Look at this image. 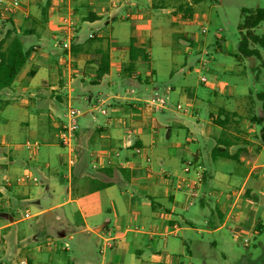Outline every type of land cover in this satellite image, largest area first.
I'll use <instances>...</instances> for the list:
<instances>
[{
	"label": "crops",
	"instance_id": "0c3cea01",
	"mask_svg": "<svg viewBox=\"0 0 264 264\" xmlns=\"http://www.w3.org/2000/svg\"><path fill=\"white\" fill-rule=\"evenodd\" d=\"M157 9L156 0H0V40L11 32L4 30L9 25L30 51L11 88L0 92V264H185L181 258L191 253L193 240L188 233L197 229L191 208L205 209L207 165L216 166L224 156L238 155L248 175L237 197L217 201L219 210L211 215L237 225L253 212L263 222V212L246 207L253 200L241 198L244 190L254 198L261 184L264 173H256L264 169L258 163L263 145L254 151L217 139L226 124H216L214 114L204 127L181 119L166 103L159 110L145 105L157 74L154 32L163 29L154 25ZM170 22L180 21L171 16ZM68 24L74 30L70 52L63 48ZM132 39L150 63L139 60L128 74ZM103 54L109 73L99 80ZM172 91L156 93L168 100ZM73 104L81 115L71 153L59 133ZM244 105L248 101L218 114L237 119L247 112ZM180 127L187 130L185 140L172 141ZM36 142L39 147H29ZM117 186L121 191L115 194ZM209 191L217 194L213 186ZM22 203L35 213L17 219ZM32 218L34 223L25 224ZM133 220L158 230L130 235L144 234L123 228ZM57 237L68 238L65 248ZM155 237H164L162 245Z\"/></svg>",
	"mask_w": 264,
	"mask_h": 264
},
{
	"label": "rangeland",
	"instance_id": "374dc122",
	"mask_svg": "<svg viewBox=\"0 0 264 264\" xmlns=\"http://www.w3.org/2000/svg\"><path fill=\"white\" fill-rule=\"evenodd\" d=\"M156 3L158 9L152 11L155 15L154 25L160 24L163 29L160 34L156 33L157 30L154 32L152 47L157 74L154 83L148 86L157 89L150 88L145 99L154 96L156 92L163 94L167 87H171L173 91L168 95L166 107L173 109L181 119L200 123L204 127H208L212 114L214 122L219 125L221 116L218 111L236 110L241 107V102L248 101V106L244 105L247 112L241 113L237 119L230 117L228 124L219 134L216 133L215 137L231 145H249L254 151H259L258 145H263L260 138L261 127L254 117L264 116L258 98V94L264 91V50L258 45L255 46L261 51L260 59L253 57L239 62L236 56L241 39L239 25L242 12L264 8V0H156ZM168 9L174 11L167 14ZM172 14L182 26L178 25L179 23L171 24L170 18L174 17ZM4 30L13 33V28L9 25H6ZM255 32L257 35L264 34V22ZM134 88L138 89L136 86ZM234 90L236 94L232 97ZM189 99L192 102H189ZM141 104L144 105L143 102ZM69 108L80 111L75 104L69 106L66 112ZM108 110L113 111L110 107ZM173 133L172 141L185 140L187 136V130L183 127ZM237 146L233 149L236 150ZM55 151L66 155L67 150L55 145ZM237 158L238 155L235 158L224 156L218 159L216 166L207 165L206 205L204 210H200L199 204L191 208L197 212V229L188 233L193 240L188 241L191 253L187 252L186 256L181 258L185 264H264V218L261 223L251 212L240 224L236 225L231 220L224 225V218L211 215L215 208L219 210L217 201L222 203L230 196L233 199L237 197L248 175L246 165ZM258 163L264 164V150ZM263 173L264 169L256 175ZM262 177L261 184L256 186L254 198L250 195L251 191L247 190H244L241 198L253 200L250 207L246 206L248 210L264 213V174ZM212 186L217 194L211 196L209 190ZM115 191L119 193L121 189L117 186L114 190L117 194ZM17 208V219L25 217L26 213H35V209L23 206V203L17 205ZM110 213L109 216L114 220V214L108 210L107 214ZM35 221V218L28 219L25 224ZM114 226L118 229L117 225ZM126 226L135 232L138 230L144 233L130 235H150L158 230L153 229L151 224L134 220L123 228ZM181 226L188 225L182 222ZM217 227L222 228L214 234L207 232ZM123 230L117 231V234H122ZM155 239L162 245L164 237ZM67 240L68 238H59V247L65 248ZM196 245L201 248H196ZM62 254L65 255L64 252Z\"/></svg>",
	"mask_w": 264,
	"mask_h": 264
},
{
	"label": "trees",
	"instance_id": "16d2710c",
	"mask_svg": "<svg viewBox=\"0 0 264 264\" xmlns=\"http://www.w3.org/2000/svg\"><path fill=\"white\" fill-rule=\"evenodd\" d=\"M264 22V8H258L255 11L243 10L242 19L239 25L241 39L238 46L237 59L239 61L248 60L250 58H261V51L264 50V34L257 35L255 30ZM15 34V35H13ZM259 46V48L255 46ZM30 55L29 50H25L21 38L17 32H9L7 36L0 40V92L11 88L21 71L24 69ZM148 65L149 57L143 48L136 46L135 40L130 41L129 61L125 67L128 74L136 70L137 63ZM109 73L108 57L102 55V59L97 64L96 76L101 79ZM258 98L262 104L264 112V91L258 94ZM220 116H224L221 124H227L230 119V113L221 111ZM255 122L261 127V141L264 145V116L254 117Z\"/></svg>",
	"mask_w": 264,
	"mask_h": 264
},
{
	"label": "built area",
	"instance_id": "2783aa9c",
	"mask_svg": "<svg viewBox=\"0 0 264 264\" xmlns=\"http://www.w3.org/2000/svg\"><path fill=\"white\" fill-rule=\"evenodd\" d=\"M13 5L15 7H18L19 2L15 1ZM69 24H68L69 29H67L66 31L67 35L63 43V48L68 52L72 50V39L74 34V30L72 29V24L71 26H69ZM166 100L167 98L165 96L155 93L154 96L150 97L148 100L145 101L146 103L145 105L149 110H159L165 105ZM80 115L81 113L79 110L74 108H69V110L66 112L67 122L63 125V128L59 133V140L62 146L69 149L71 153H73V141L75 138V134L79 129ZM29 147L37 148L39 147V143L36 142L34 144H30ZM186 171L188 172L189 170L186 169ZM25 178H29V175H27ZM197 196L198 194L196 193V191H194V193L191 194V199L196 198ZM26 216L28 217V214H26ZM21 264H29V263L24 260L21 262Z\"/></svg>",
	"mask_w": 264,
	"mask_h": 264
}]
</instances>
